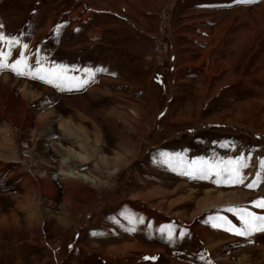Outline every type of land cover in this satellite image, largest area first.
<instances>
[{
    "label": "rangeland",
    "instance_id": "rangeland-1",
    "mask_svg": "<svg viewBox=\"0 0 264 264\" xmlns=\"http://www.w3.org/2000/svg\"><path fill=\"white\" fill-rule=\"evenodd\" d=\"M206 7L0 0V33L17 40L7 62L21 50L62 73L56 87L0 70V120L22 131L14 153L0 138V264L264 261V231L226 230L243 227L228 209L264 216V0ZM230 191L255 198L209 209Z\"/></svg>",
    "mask_w": 264,
    "mask_h": 264
},
{
    "label": "snow or ice",
    "instance_id": "snow-or-ice-1",
    "mask_svg": "<svg viewBox=\"0 0 264 264\" xmlns=\"http://www.w3.org/2000/svg\"><path fill=\"white\" fill-rule=\"evenodd\" d=\"M237 3H251L253 0H236ZM59 27V26H58ZM7 40L9 45V51L5 52L4 50L0 49V70L7 68L8 70L12 71L14 74L19 76L28 75L34 79H41L44 80L46 83H53L56 87H60V83L62 79L61 72H49L48 70L42 69L40 67H36L33 69L28 63L25 56V53L21 51L17 59L14 62L8 63L7 58L12 55L11 53V46L13 43H16V38L13 37H5L3 34H0V43H4ZM27 45H23L24 49H27ZM37 66L40 64V61H36ZM247 165H241V167H246ZM260 167L264 169V159L260 161ZM201 178L206 177L205 171L202 169L200 171ZM259 176V173L257 174ZM229 180L232 183H243L244 177L239 169H234L233 174L229 176ZM258 181L253 180L251 183L247 184L246 187L249 189H254L257 187ZM254 207H258L264 209V198H260L252 202ZM228 211H233L234 214L238 215L243 227L242 228H235L234 226L231 230L235 235L240 236H248L251 235L255 231H264V216H257L254 213L248 212L247 209H228ZM169 241L172 240V233L169 231L168 234ZM145 259H148L147 257Z\"/></svg>",
    "mask_w": 264,
    "mask_h": 264
},
{
    "label": "crops",
    "instance_id": "crops-1",
    "mask_svg": "<svg viewBox=\"0 0 264 264\" xmlns=\"http://www.w3.org/2000/svg\"><path fill=\"white\" fill-rule=\"evenodd\" d=\"M177 1H178V3L182 4V6L188 7V13L190 14V16H194L196 14H210V13L213 14V11H211L209 9L210 7L208 8V7H206V5L211 6V5H226V4H230V3L233 4L234 1H236V0H177ZM204 6H205V8H204ZM201 21H203V22H199V19H195V20H191L190 22L191 23H193V22L205 23L206 21L209 22L211 20L204 21V19H202ZM228 25H229L228 23L227 24H223L221 26L216 27L215 29L220 31L221 29L223 30V29L227 28ZM202 29H204V28L202 27ZM30 32L31 33L35 32V28L34 29H30V31L27 30V28H24V31H23L22 34H23L24 37H26L27 34H30ZM208 33L211 34V32H208ZM0 34H2V33H0ZM217 34H220V33H215L214 35H217ZM222 34H224V33H222ZM32 41H34V40L30 36L27 40L24 41V43L27 45V44L31 43ZM228 41H224V43H222V44L219 43L218 44L217 49H219V50L216 53L218 58H221L220 55L222 54L223 50L225 49V46L230 44V42H228ZM229 46L226 47V50H227V48H229ZM16 48H17V46L16 47H12V50L16 49ZM212 49L213 48L211 47V48H208L205 52H203V56H202L200 61L204 60V58H206L205 57L206 55L209 56L210 53L212 52ZM221 50H222V52H221ZM20 52H21V50H20ZM199 54H198L197 51H195V52L193 51L190 55H193L195 57V55L199 56ZM207 59L208 58H206L205 60H207ZM202 65H200V62H198V64L196 62H194V64H192V66L196 67V68H200ZM210 65H212V64H210ZM72 68H74V67H71V69ZM154 74H155V76L158 79H161L160 76H159V73L155 72V73H153V75ZM162 84H163V80H162ZM0 110H2V109H0ZM0 115H2V114H0ZM20 129L21 128H19V126H15V125L12 126L11 122H8V121H6V122L3 121L2 122V120H0V135H1L0 138H4V140H7L9 142V145H8L9 149L8 150H9L10 153H12V152L14 153V151L16 150L14 148V142L19 138V135L22 132ZM0 154H3V151L1 150V146H0ZM251 211H254V210L252 209ZM259 211H256V212H259Z\"/></svg>",
    "mask_w": 264,
    "mask_h": 264
},
{
    "label": "bare ground",
    "instance_id": "bare-ground-1",
    "mask_svg": "<svg viewBox=\"0 0 264 264\" xmlns=\"http://www.w3.org/2000/svg\"><path fill=\"white\" fill-rule=\"evenodd\" d=\"M9 37H10V35H9ZM65 175H67L68 177H72V178H74V179H77V180H80V181H83V180H85L86 178L82 175V174H80L79 172H76V171H74L73 169H71V170H69L68 171V173L66 172L65 173ZM251 179V178H250ZM219 198V197H218ZM222 198V197H221ZM225 198V197H224ZM254 198H255V195H251V194H248V193H246V192H243V191H241V192H239V191H230L229 193H228V203H224V204H219V205H217V204H212L211 206H210V210H212V209H214V208H220V207H224V206H228V205H231V204H235V203H240L241 204V202H243L244 203V201H252V200H254ZM238 206V205H237ZM225 208V207H224ZM245 208H248L249 209V207H245ZM252 209V208H251ZM255 208H253V210H254ZM256 210V209H255ZM205 211H207V209L206 210H204L203 212H205ZM258 211V210H257ZM230 218V217H229ZM232 219V218H231ZM230 219V220H231ZM245 259V258H244ZM243 259V262H245V260ZM264 259V258H263ZM259 264H264V261H262L261 260V263H259Z\"/></svg>",
    "mask_w": 264,
    "mask_h": 264
},
{
    "label": "built area",
    "instance_id": "built-area-1",
    "mask_svg": "<svg viewBox=\"0 0 264 264\" xmlns=\"http://www.w3.org/2000/svg\"><path fill=\"white\" fill-rule=\"evenodd\" d=\"M169 8L172 9V6L169 5ZM24 144H26V143H24ZM25 154L27 155L26 157L28 158V157H29V152L27 151V153H25ZM24 158H25V157H24Z\"/></svg>",
    "mask_w": 264,
    "mask_h": 264
}]
</instances>
